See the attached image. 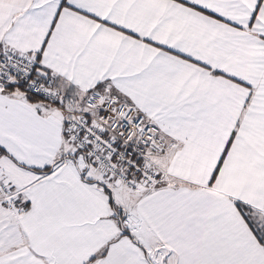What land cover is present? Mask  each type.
I'll return each mask as SVG.
<instances>
[{
  "label": "snow or ice",
  "instance_id": "obj_1",
  "mask_svg": "<svg viewBox=\"0 0 264 264\" xmlns=\"http://www.w3.org/2000/svg\"><path fill=\"white\" fill-rule=\"evenodd\" d=\"M0 264H264V0H0Z\"/></svg>",
  "mask_w": 264,
  "mask_h": 264
}]
</instances>
